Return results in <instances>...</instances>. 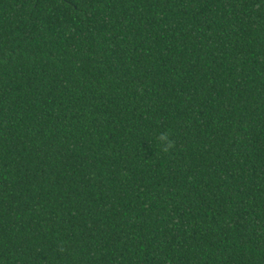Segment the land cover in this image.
<instances>
[{"label": "trees", "instance_id": "1", "mask_svg": "<svg viewBox=\"0 0 264 264\" xmlns=\"http://www.w3.org/2000/svg\"><path fill=\"white\" fill-rule=\"evenodd\" d=\"M0 264H264V0H0Z\"/></svg>", "mask_w": 264, "mask_h": 264}]
</instances>
